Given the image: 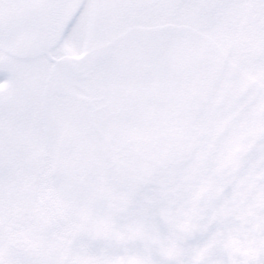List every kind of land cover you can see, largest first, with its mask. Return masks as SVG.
<instances>
[{
    "label": "snow or ice",
    "instance_id": "obj_1",
    "mask_svg": "<svg viewBox=\"0 0 264 264\" xmlns=\"http://www.w3.org/2000/svg\"><path fill=\"white\" fill-rule=\"evenodd\" d=\"M0 264H264V0H0Z\"/></svg>",
    "mask_w": 264,
    "mask_h": 264
}]
</instances>
